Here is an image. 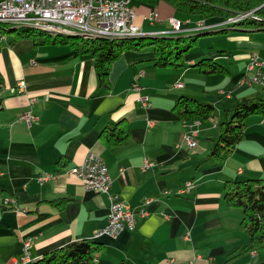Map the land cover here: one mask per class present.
Returning a JSON list of instances; mask_svg holds the SVG:
<instances>
[{
    "label": "crops",
    "instance_id": "0c3cea01",
    "mask_svg": "<svg viewBox=\"0 0 264 264\" xmlns=\"http://www.w3.org/2000/svg\"><path fill=\"white\" fill-rule=\"evenodd\" d=\"M131 4L144 31L172 34L168 20L177 17L178 32L197 34L183 64L155 65L150 46L127 49L111 64L109 89L100 91L91 55H76L68 43L14 32L0 41V264L20 256L26 235L33 236L27 264H47L36 260L80 238L99 242L97 264H264V250L249 245L241 225L242 208L223 198L227 180H264V116L245 118L242 138L221 160L209 155L227 110L246 98H264V84L241 81L249 53L264 58V25L228 28L223 15L203 19L165 0ZM153 10L158 20L150 23L145 15ZM201 58L224 69L201 71L195 65ZM140 94L148 96L147 103ZM180 94L212 103L213 115L182 119L173 109ZM30 96L37 98L32 104ZM27 109L38 116L30 125L18 116ZM114 124L130 134L108 143L101 131ZM191 132L193 147L185 142ZM87 153L106 162L110 193L147 211L114 237L94 234L107 222L108 194L86 189L66 171ZM144 158L153 164L142 169ZM46 171L55 177L39 181ZM188 181L193 186L180 192ZM59 198L65 200L51 201Z\"/></svg>",
    "mask_w": 264,
    "mask_h": 264
},
{
    "label": "trees",
    "instance_id": "16d2710c",
    "mask_svg": "<svg viewBox=\"0 0 264 264\" xmlns=\"http://www.w3.org/2000/svg\"><path fill=\"white\" fill-rule=\"evenodd\" d=\"M154 2L155 0H142ZM176 10L188 14H198L206 19L215 15H223L226 18L239 11H247L257 6L259 0H165ZM260 17L245 16L237 21H229V27H235L240 23H253L257 26L264 25V6L255 10ZM242 19V20H241ZM9 24V25H8ZM14 26V27H13ZM209 28V27H207ZM206 29V28H205ZM226 28L222 29L225 30ZM2 32H14L15 37L34 35L41 36L38 42H62L68 43L75 49V54L91 55L99 84V90L105 91L110 87L109 71L112 62L127 49H140L144 44H152L155 56L153 63L159 66L180 65L182 55L191 49L197 42V34L177 37L170 34H156L142 30L134 35H117L105 37L97 35H83L61 31H49L40 27L22 24H10L0 22ZM172 32V31H171ZM57 34V35H56ZM65 34V35H64ZM68 34V35H67ZM150 37L148 41L145 37ZM116 37V38H115ZM174 39V40H173ZM201 71L219 72L224 67L212 58H201L195 62ZM3 87V79L0 74V90ZM0 96V105H1ZM173 109L184 120L192 118H207L214 113L212 103L202 101L196 97L180 94ZM262 114L264 116V98H246L234 104L227 110V117L218 123V135L210 149L209 155L215 160H221L229 153L234 144L243 136L244 121L250 114ZM108 143L121 142L130 134L129 128L113 125L104 127L101 131ZM224 200L230 204L239 206L243 210L241 225L249 235V245L257 251L264 250V180L262 178H247L227 180L223 191ZM65 198L52 199L60 204ZM100 248L98 241L92 238H80L71 240L61 246L51 249L36 261L47 264H97L94 252Z\"/></svg>",
    "mask_w": 264,
    "mask_h": 264
},
{
    "label": "built area",
    "instance_id": "2783aa9c",
    "mask_svg": "<svg viewBox=\"0 0 264 264\" xmlns=\"http://www.w3.org/2000/svg\"><path fill=\"white\" fill-rule=\"evenodd\" d=\"M254 8L247 11H239L226 18V21H237L243 15H255L260 18L255 10L264 6V0ZM0 13L11 14L14 19L44 20L47 22L72 24L75 27H98L111 34L120 29H141L135 22V9L131 0H0ZM145 18L153 23L158 20L156 11H149ZM170 30L181 27V19L171 17L168 20ZM7 35L4 33V39ZM245 72L242 74L241 81L248 83L264 84V58L251 52L248 56ZM22 90V81L18 82ZM132 88L136 91L141 89V85L134 81ZM14 91V88L11 89ZM143 103H147L148 96L140 94ZM37 100L30 96L29 102L32 104ZM28 125L38 119L37 114L32 109L22 111L19 115ZM185 142L193 147L197 144L195 132L185 135ZM153 162L147 158L143 159L141 168L144 169ZM68 173L77 176L86 189L105 192L110 198L107 222L97 229L94 234L116 236L124 228H131L135 225L137 215L143 216L147 211L144 207L137 210L117 199L116 194L109 192L111 178L104 159L95 153H87L84 159L77 165L66 169ZM55 177L52 172H42L37 176L39 181ZM193 186V182H184L180 192L188 191ZM12 200V198H10ZM33 236L26 235L22 239L20 256L10 264H27L32 258L31 247ZM183 264H195L193 260H188Z\"/></svg>",
    "mask_w": 264,
    "mask_h": 264
},
{
    "label": "bare ground",
    "instance_id": "6f19581e",
    "mask_svg": "<svg viewBox=\"0 0 264 264\" xmlns=\"http://www.w3.org/2000/svg\"><path fill=\"white\" fill-rule=\"evenodd\" d=\"M245 16H249V15H243V16H240V18L245 17ZM250 16H253V15H250ZM0 22L10 23V24L26 23L28 25H32V26H35V27H40V28H43V29L49 30V31H61V32H68V33H79V34H83V35H86V36L97 35V36H105V37H114V36H117V35H124V34L134 35V34H138V33L142 32V29H120V30L114 31L111 34H109L107 31H104L103 29L98 28V27H75L72 24L54 23V22H47V21H44V20L14 19L13 15L4 14V13H0ZM180 30H181V27H178V28H175V29H172V30H169V31H172V32L173 31H177L178 32ZM3 39H4V32H2L0 30V41L3 40ZM188 182H192V181H188ZM95 235L100 237L101 234H95ZM31 259H33V258H30L28 260V262H30Z\"/></svg>",
    "mask_w": 264,
    "mask_h": 264
},
{
    "label": "rangeland",
    "instance_id": "374dc122",
    "mask_svg": "<svg viewBox=\"0 0 264 264\" xmlns=\"http://www.w3.org/2000/svg\"><path fill=\"white\" fill-rule=\"evenodd\" d=\"M181 32V31H180ZM180 32H177V31H173V32H171L172 34H170L171 36H174V37H177V36H180V35H186V33H184V32H182V33H180ZM5 34L6 35H9V34H11V32H5ZM149 38L150 37H145V40L146 41H148L149 40ZM174 40V39H173ZM151 47L152 49H153V45L152 44H144V45H142L140 48H145V47ZM254 53H256V52H254ZM250 54V53H249ZM257 54V53H256ZM259 56V55H258ZM261 57V56H260ZM261 58H263V57H261Z\"/></svg>",
    "mask_w": 264,
    "mask_h": 264
}]
</instances>
